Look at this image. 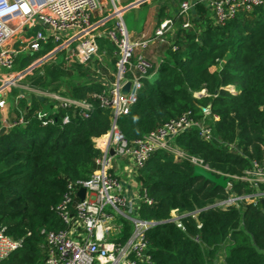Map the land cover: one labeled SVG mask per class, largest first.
Returning <instances> with one entry per match:
<instances>
[{
	"label": "trees",
	"instance_id": "trees-1",
	"mask_svg": "<svg viewBox=\"0 0 264 264\" xmlns=\"http://www.w3.org/2000/svg\"><path fill=\"white\" fill-rule=\"evenodd\" d=\"M177 10L169 15L159 8V21L169 16L176 22L171 39L175 49L168 43L162 47L164 53L152 62L154 79L142 80L137 101L117 117L116 124L133 142L190 111L194 121L211 128V135L205 139L193 126L173 139L183 157L156 149L137 168L140 194L151 199V203L141 201L137 213L158 223L145 232L150 262L135 259L132 264H215L224 242L230 244L224 264H264V181L255 187L242 178L254 161L264 164V4L219 24L199 3L189 28H182ZM51 45L20 56L15 69L25 67ZM98 47L115 69V45L100 37ZM58 59L34 68L21 83L84 100L91 107L87 117L80 108L59 107L52 122L42 125L36 114L42 101L33 94L17 98L18 88H11L9 120L22 116L24 122L0 132V230L20 246L0 264H44L48 247L41 230L68 227L56 206L69 182L88 179L98 168L101 150L95 140L111 125V110L96 98L105 86L94 78L98 68L107 73L106 66L97 60L94 65L66 66ZM201 90L205 93L197 96ZM190 157L228 177L229 187L192 176ZM257 192L261 195L255 203L215 205L230 195ZM173 210L183 214L180 227L171 220ZM130 234L131 224L124 220L119 241L125 242Z\"/></svg>",
	"mask_w": 264,
	"mask_h": 264
},
{
	"label": "built area",
	"instance_id": "built-area-1",
	"mask_svg": "<svg viewBox=\"0 0 264 264\" xmlns=\"http://www.w3.org/2000/svg\"><path fill=\"white\" fill-rule=\"evenodd\" d=\"M199 3L209 9L215 22L223 24L240 12H249L264 4V0H182L176 15L181 17L182 28L192 25L193 9ZM136 4L138 1L0 0V9L16 6L14 11L0 16V112L6 108V95L11 88L21 87L24 91L35 92L42 101L36 113L42 125L52 122L51 115L59 107L80 108L81 115L87 117L90 103L19 81L34 68L57 60L59 55L61 59L58 60L66 66L74 63L93 65L100 37H107L116 47L115 78L96 96L100 105L109 108L112 113L108 132L95 140V146L101 150L98 168L88 179L67 184L56 211L68 227L57 231L41 230L48 247L44 264H132L135 259L150 262V255L146 253L145 232L154 222L140 218L137 209L141 201L151 203V199L140 194L135 181L136 170L156 149L168 150L176 157H183L184 154L173 144V139L193 126L199 128L203 138L210 139L211 128L194 121L190 111L164 122L133 142H129L119 130L117 117L126 114L137 101L142 80L148 79L152 67L146 56L136 50L145 49L154 40L171 44L175 49L171 39L175 34L176 22L172 18L159 23L153 36L132 39L122 17L127 9ZM25 5L27 11L24 10ZM105 10L109 13L104 15L102 12ZM37 26L42 28L35 30ZM47 43L52 44L50 49L35 56L17 72L14 71L20 56L34 55L43 50ZM94 78L98 79V76ZM127 81H131V86L128 93L123 95L122 86ZM24 96L25 93L21 92L16 97ZM0 121L5 123L6 116L0 117ZM67 121L68 117L65 116L63 122ZM23 122V117L19 116L10 125ZM110 149H113V154H110ZM119 160L125 163L126 175L115 166ZM190 160L194 165L209 169L198 158L190 157ZM242 178L257 187V183L264 180V164L254 161L252 170ZM80 188L85 189L83 199L77 194ZM259 195L260 192L254 195H230L226 205L242 200L255 203ZM181 216L183 214L177 210L171 212V220L179 227ZM124 220L130 222L131 234L125 242H121L119 238ZM19 246V241L0 230V262Z\"/></svg>",
	"mask_w": 264,
	"mask_h": 264
},
{
	"label": "crops",
	"instance_id": "crops-1",
	"mask_svg": "<svg viewBox=\"0 0 264 264\" xmlns=\"http://www.w3.org/2000/svg\"><path fill=\"white\" fill-rule=\"evenodd\" d=\"M122 1L123 2H134V3L138 1V4L133 6V7H138L143 2L150 3L151 0H122ZM133 7H131V8H133ZM178 7H179V5H178ZM106 13H107L106 10L104 11V13L102 12V14H104V15ZM169 15H171V14H169ZM96 16H100V15L97 14ZM168 18H170V17L168 16V17H166V18H164V19L159 21L158 17H157V14H156V16H155V19H156L155 23L156 24L154 25V23H153L154 22V17H153L152 14H149L148 18L143 23L141 31L140 32L133 31V32H131L129 34L132 37V39H139V38H142V37H145V38L151 37V36H153L154 30L159 25V23H161L163 20L168 19ZM180 19H181V17H180ZM109 24H111V21L109 22ZM164 45H166V42H161L160 40H154V41L150 42L149 45L145 49H142V50L141 49H137L136 52H142L146 56V58L151 62V65H152V62L153 63L157 62L160 59V57L162 56V54L164 53V51L162 49V47ZM102 52L105 54V51H102ZM98 53H99V50H98ZM103 53H99V54L103 55ZM114 59L116 60L115 54H114ZM94 60H97V61L103 63L100 58L95 56L93 58V60H92L93 65H94ZM96 71H97V75H98V80L100 82H102L104 86L106 84L109 85L115 78V76H114L115 69H114L113 73L108 72V69H107V73H105L104 71L101 70V68H98ZM110 77H112V78H110ZM154 77H155V71L151 70L150 71V76L148 77V79L150 81H152L154 79ZM16 88H18L16 96L18 95V93H21V92L23 93L24 92L25 95L33 94L38 99V94H36L35 92H33V91H24V89L21 88V87H16ZM10 92L7 93V95H6V98L8 99V100L6 99V101H7L6 108L2 112H0V117L6 116L7 121L5 123L0 121V128L5 127V129H6V128L9 127L10 123L13 122V120H9V110H10V104H11V101H12V96H11V98L10 97L8 98L7 96L11 95ZM117 162H118V164H115V166L118 168V170H120V172L122 171V173H123L125 171L124 170L125 163L123 161L120 162V160L117 161ZM123 175H126L125 172H124ZM128 187H129V191L131 192V187L130 186H128ZM215 264H217V261H215Z\"/></svg>",
	"mask_w": 264,
	"mask_h": 264
},
{
	"label": "rangeland",
	"instance_id": "rangeland-1",
	"mask_svg": "<svg viewBox=\"0 0 264 264\" xmlns=\"http://www.w3.org/2000/svg\"><path fill=\"white\" fill-rule=\"evenodd\" d=\"M179 5V0H151L150 3L147 2H143L141 3L138 7H133L130 9H127L122 17L123 22L125 24V27L127 29V31L129 33L135 31V32H140L143 26L144 21L148 18L149 14H152L154 17V25L155 23V16L159 10L160 7H164V9L166 10V12L168 14H172L173 11L178 7ZM211 14V12H210ZM42 27L37 26L36 29H40ZM96 57L100 58L101 61L104 63V65L107 67L108 72L113 73L114 72V68L107 62V57L105 55L99 54L97 53ZM19 69H15L14 71H18ZM115 73V72H114ZM19 82H22L19 81ZM233 91H235V89H233L232 87L230 88ZM200 93H205V90H201L200 92L196 93V95H202ZM8 98H11L10 96H7ZM7 99V98H6ZM8 100V99H7ZM6 107V105H5ZM121 162V161H120ZM122 178H125V176H123ZM264 181V180H262ZM226 200H217L215 205H218L220 207H225L226 205ZM230 248V244L229 242H224L220 247H219V251L216 255V261L217 264H224L223 263V259L224 256L226 255L227 251Z\"/></svg>",
	"mask_w": 264,
	"mask_h": 264
},
{
	"label": "water",
	"instance_id": "water-1",
	"mask_svg": "<svg viewBox=\"0 0 264 264\" xmlns=\"http://www.w3.org/2000/svg\"><path fill=\"white\" fill-rule=\"evenodd\" d=\"M131 86V81H127L123 86H122V93L123 95H126L130 89ZM203 94V93H201ZM204 111L208 110V107L203 108ZM5 130V127H2L0 129V132L2 133ZM110 154H113V149H110ZM192 176H201L206 180H209L210 182H212L214 185L216 186H220L224 189H227L229 187V178L226 177L223 174L220 175H216L214 172H212L209 169H206L200 165H194L193 167V172H192ZM84 193H85V189L84 188H80L79 191L77 192L78 196L83 199L84 197ZM158 223V222H154Z\"/></svg>",
	"mask_w": 264,
	"mask_h": 264
},
{
	"label": "clouds",
	"instance_id": "clouds-1",
	"mask_svg": "<svg viewBox=\"0 0 264 264\" xmlns=\"http://www.w3.org/2000/svg\"><path fill=\"white\" fill-rule=\"evenodd\" d=\"M15 7H16V6H13V7H10V8L0 9V16H3V15H5L6 13H10V12L14 11V10H15ZM24 10H25V11L28 10L27 7H26V5L24 6Z\"/></svg>",
	"mask_w": 264,
	"mask_h": 264
}]
</instances>
